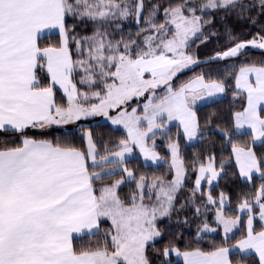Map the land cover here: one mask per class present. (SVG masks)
Returning a JSON list of instances; mask_svg holds the SVG:
<instances>
[{
    "label": "snow or ice",
    "instance_id": "6c2138e0",
    "mask_svg": "<svg viewBox=\"0 0 264 264\" xmlns=\"http://www.w3.org/2000/svg\"><path fill=\"white\" fill-rule=\"evenodd\" d=\"M0 264H264V0H0Z\"/></svg>",
    "mask_w": 264,
    "mask_h": 264
},
{
    "label": "trees",
    "instance_id": "16d2710c",
    "mask_svg": "<svg viewBox=\"0 0 264 264\" xmlns=\"http://www.w3.org/2000/svg\"><path fill=\"white\" fill-rule=\"evenodd\" d=\"M214 45H210L209 47H212ZM202 52L206 53L207 50H204L202 49ZM250 55H255V56H259L260 53L259 51H255L253 50ZM194 71H199V69H194ZM185 76H191L192 75V72H186L184 74ZM184 78V77H182ZM231 100V96L230 94L227 96L226 99H224L223 101L220 102V106L221 107H226L227 104L229 103V101ZM216 105H210V107H215ZM208 109L207 108H202L201 109V112L203 113L204 111H207ZM172 131L175 132V128H172ZM201 145L199 143H196L195 145H185L183 141H181V148H182V154L185 156V158L187 160H190L191 156L198 152L199 149H200ZM229 147V151H230V145L228 146ZM164 154V153H162ZM225 155H227V153H225ZM149 172H156L157 174L161 173V172H167L168 171V165L167 164H163V165H160L158 167H150L147 169ZM232 171H238L236 168H235V161H234V158L231 162V167L229 168V172L231 173ZM194 181V173H192L191 171H189L188 173V185L189 187L191 186L192 182ZM220 183V186L221 187H224L226 190H229V191H235L236 190V187L239 186V182H237V185L236 186H233L232 184L228 183L227 182V178H223V179H220L219 181ZM259 183V181L257 180V184ZM208 190V187L207 185H205V191ZM219 189H214V192L218 191Z\"/></svg>",
    "mask_w": 264,
    "mask_h": 264
},
{
    "label": "rangeland",
    "instance_id": "374dc122",
    "mask_svg": "<svg viewBox=\"0 0 264 264\" xmlns=\"http://www.w3.org/2000/svg\"><path fill=\"white\" fill-rule=\"evenodd\" d=\"M97 119H99V118H97ZM173 128H175V127H173ZM183 142H184V141H183ZM184 144H185V143H184ZM195 144H196V143H193V144H185V145H188V146H189V145H195ZM234 161H235V160H234ZM163 164H165V163L162 162L160 165H163ZM160 165H159V166H160ZM154 167H158V166H154ZM207 187H208V186H207Z\"/></svg>",
    "mask_w": 264,
    "mask_h": 264
}]
</instances>
